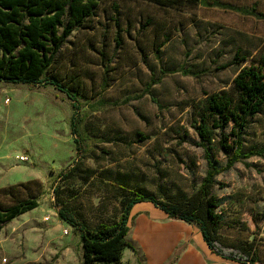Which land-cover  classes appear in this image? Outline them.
<instances>
[{"label":"rangeland","instance_id":"1","mask_svg":"<svg viewBox=\"0 0 264 264\" xmlns=\"http://www.w3.org/2000/svg\"><path fill=\"white\" fill-rule=\"evenodd\" d=\"M219 1L264 14V0ZM237 55L248 58L244 67L261 65L264 18L192 3L101 0L48 74L80 93L79 112L53 86L0 82V206L39 203L5 225L1 264H84L80 232L59 219L56 187L90 227L117 223L124 195L178 202L199 189L208 165L195 117L207 97L233 90ZM244 149H264V110L250 120ZM232 156L214 148L221 168ZM70 171L60 183V174ZM214 194L221 242L254 243L264 264V154L223 172ZM129 227L133 248L120 264H237L214 255L197 225L154 205L136 206Z\"/></svg>","mask_w":264,"mask_h":264},{"label":"trees","instance_id":"2","mask_svg":"<svg viewBox=\"0 0 264 264\" xmlns=\"http://www.w3.org/2000/svg\"><path fill=\"white\" fill-rule=\"evenodd\" d=\"M165 5L192 3L217 7L244 16L264 18L254 6L251 9L234 6L219 0H153ZM101 0H0V82L29 86L49 85L66 93L79 112L80 93L71 92L56 78L48 76L58 56L75 30L85 26L96 15ZM241 69L234 79L233 90L223 91L205 99L194 125L200 146L205 149L208 172L199 189L178 202H168L154 196L133 192L121 200L122 215L117 223H101L90 227L61 201L60 187L55 188L59 219L81 234L84 264H120L130 233L129 222L133 209L151 204L168 217L197 225L210 250L223 259L237 264H261L259 250L254 243L236 247L221 242L222 219L214 188L216 179L236 164L255 156H262L264 149H244V136L250 120L264 110V55L261 65L243 66L247 57L236 56ZM190 74L189 71H184ZM72 132L79 154L83 142L79 121L73 117ZM233 137L227 141L226 132ZM219 138V140H218ZM220 146L226 153L233 152L227 166L221 168L214 160V148ZM70 172L60 174V183L70 178ZM39 207L37 200L21 202L9 208L0 206V264L1 234L5 225ZM135 219V217L133 218ZM225 264V263H219Z\"/></svg>","mask_w":264,"mask_h":264},{"label":"built area","instance_id":"3","mask_svg":"<svg viewBox=\"0 0 264 264\" xmlns=\"http://www.w3.org/2000/svg\"><path fill=\"white\" fill-rule=\"evenodd\" d=\"M19 160H20L21 162H23V163H27V162L30 161L29 158H28L27 156H21V157H19ZM65 234L68 235L69 232H68V231H65ZM3 263H4V264H7V263H8V260H7V259H3Z\"/></svg>","mask_w":264,"mask_h":264},{"label":"crops","instance_id":"4","mask_svg":"<svg viewBox=\"0 0 264 264\" xmlns=\"http://www.w3.org/2000/svg\"><path fill=\"white\" fill-rule=\"evenodd\" d=\"M212 252V251H211ZM213 253V252H212ZM214 254V253H213ZM1 255H2V250H1ZM215 255V254H214ZM217 256V255H216ZM186 261L183 260L180 264H185Z\"/></svg>","mask_w":264,"mask_h":264},{"label":"bare ground","instance_id":"5","mask_svg":"<svg viewBox=\"0 0 264 264\" xmlns=\"http://www.w3.org/2000/svg\"><path fill=\"white\" fill-rule=\"evenodd\" d=\"M154 250V249H153ZM155 251V250H154Z\"/></svg>","mask_w":264,"mask_h":264}]
</instances>
